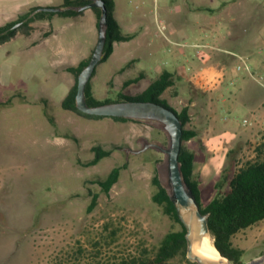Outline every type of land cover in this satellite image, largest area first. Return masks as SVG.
Instances as JSON below:
<instances>
[{"label":"rangeland","instance_id":"obj_1","mask_svg":"<svg viewBox=\"0 0 264 264\" xmlns=\"http://www.w3.org/2000/svg\"><path fill=\"white\" fill-rule=\"evenodd\" d=\"M60 1L54 0L53 5ZM114 1L125 31L128 26L121 18L126 12L138 9L146 14L152 22L147 37L155 44L140 48L133 42L117 43L112 56L97 64L89 80L99 99L115 98L119 92L139 95L159 73L170 69L169 52L179 48L166 44L154 22L155 8L159 17L166 19L169 0ZM255 2L263 0H244L243 4L249 9ZM183 8L179 1L176 9ZM44 25L52 27L53 33L35 45L31 43L37 34L17 33L0 42V264H109L152 258L163 236L181 229L151 199L155 173L163 185H169L166 154L155 147L141 150L148 142L167 147L168 133L154 120L93 119L63 109L61 101L74 83L73 74L64 67L76 64L97 42L92 7L75 17L55 14L51 26L48 21ZM164 25L168 33L165 20ZM261 29L264 33V25ZM158 41L162 45L155 48ZM221 45H225L224 39ZM238 51L231 57L233 63L239 64L238 55L248 61L247 52ZM141 72L143 77L123 88L124 80ZM242 74L244 78L236 79L232 87L250 86L264 99V75L255 72L256 80ZM185 84H179L181 96L174 98L168 90L161 98L179 107ZM45 110L55 125L48 121ZM191 114L192 121L186 126L195 128L198 135L183 143L196 153L193 175L201 182L202 202L206 204L216 193L214 184L223 168L233 172L252 158L264 142V133L241 124V117L237 128L228 132L233 137L226 152H215L213 137L223 130L217 131V122L210 126L208 120L212 116L222 120L228 112L191 110ZM95 145L112 152L97 164L87 165ZM124 162H128L127 168L121 170L110 191L103 192L95 180ZM203 168L209 175H201ZM227 187L225 184L222 191ZM89 190L98 193V199L87 212ZM232 241L243 250V264L264 257V219L235 233ZM79 249L82 252L76 255ZM167 264L198 263L177 254Z\"/></svg>","mask_w":264,"mask_h":264},{"label":"crops","instance_id":"obj_2","mask_svg":"<svg viewBox=\"0 0 264 264\" xmlns=\"http://www.w3.org/2000/svg\"><path fill=\"white\" fill-rule=\"evenodd\" d=\"M179 1L184 3L185 8L182 10L176 9V4ZM243 1L244 0H169V15L167 14L166 19L160 18L159 15L158 17L163 23L165 20L166 28L168 29V33L166 32L168 39L164 37L166 44L179 46V48L171 49L169 47V49H171V52H169L171 56V67L168 71L173 75L174 85L167 88L165 91H172V95H175L174 98L179 97V84L184 82L186 84L185 90L182 92V100H180L181 105L179 107H174L176 110H180L183 106L187 105L190 114L191 110H224L228 112L230 117L225 116L222 120L218 116L209 118L208 123L210 126L216 125L217 122V131L223 130V132H230L231 130H235L238 126V119L247 117L250 120L248 125L250 130L263 131L264 133L263 97L250 86L238 89L232 87L236 79H239L241 76L244 78L242 71L245 73L244 75L247 74V76H250L249 71L245 68L237 70L236 66L238 64L232 61L231 57L235 56V53L239 52L238 50L247 52V62L253 74L259 72L264 75V33L261 29L264 25V0L261 3L255 2L256 4L252 5L249 9L244 6ZM53 2L54 0H0V26L16 20L20 15L29 12L32 8L38 6H59L62 4L63 0L56 5H53ZM38 10L39 9L33 11L31 15ZM116 10L117 4L114 1L113 13L115 19L124 32L134 33V36L127 41H115L113 43V50L108 59L114 53L117 43L133 42L140 48L144 45L155 44L153 38L147 37L150 34V25L152 22L146 18L144 12L138 9L129 10L128 13L126 12L124 17L121 18L126 21V26H128V29L125 31L124 25L117 15ZM54 15L55 14H38L37 17H34L27 24H22L21 21L20 27L14 29L11 35L1 38L0 42L17 33L26 36L37 34V37L31 43L35 45L40 39L46 38L53 33V30L51 31L52 27L46 29L44 22L48 21L51 26ZM92 15L94 17L98 38L97 19L94 9H92ZM222 39L225 41L224 46L221 45ZM209 40L214 42H209ZM197 44H205L210 47L197 48L195 46ZM161 45L162 43L158 41L155 48ZM94 47L91 49L90 53L85 55L82 59L89 57ZM184 47H191L192 49H185ZM153 49L154 48H150V50ZM206 49L213 50L209 51ZM135 59L136 58H133L127 61L126 64ZM202 67L213 68L214 70L221 69L224 72L222 83L211 90L201 88L198 83L191 78L192 75ZM123 68L124 66L120 67L118 72ZM140 74L144 76L143 72ZM167 102L171 105L169 101ZM192 118L193 116H191V119ZM201 173L203 177L209 175L206 174L205 168L201 169ZM200 185L201 182L198 183V188L202 200Z\"/></svg>","mask_w":264,"mask_h":264},{"label":"trees","instance_id":"obj_3","mask_svg":"<svg viewBox=\"0 0 264 264\" xmlns=\"http://www.w3.org/2000/svg\"><path fill=\"white\" fill-rule=\"evenodd\" d=\"M91 1L93 0H63L62 4L58 6L62 8L60 11L38 10L31 15L33 11L40 7L32 8L29 12L20 15L16 20L0 26V39L11 35L15 29L14 25L19 21H22V24H27L34 17H37L38 14H59L65 17H75L81 14L83 10H76L73 7L82 6ZM102 1L105 3L107 9V35L100 62L108 59L113 50V43L115 41H127L134 36V33L124 32L115 19L113 13L114 1ZM92 9L96 12V24L98 27L102 11L100 7L96 6L92 7ZM90 57L91 55L80 60L76 65H67L64 67L66 71L73 74L74 83L70 86L66 95L63 97L61 107L86 118L97 119L105 116L83 113L76 105L78 74L88 64ZM94 73L95 70L91 77ZM141 77H143L142 74H139V76L123 81V88L131 83L137 82ZM173 85L174 79L172 73L168 70H163L139 95L135 97L119 92L115 98L106 97L99 99L93 94L89 81L85 88V97L87 103L91 106L113 101L140 99L153 100L175 110L181 119L183 126L182 145L179 153V164L183 180L192 189L198 203L200 204L201 212L208 214V227L215 247L219 250L221 255L227 257L234 264H243L240 261L243 250L233 244L232 237L238 231L264 219V142L256 147L255 155L252 158L245 160L233 172L227 171V167L223 168L220 177L214 184L216 193L208 203L204 204L201 200L198 181L193 175L195 152L183 143L184 141L195 138L198 135V131L195 128L186 126L191 121V114L188 110V106L186 105L180 110H176L168 104L166 99L161 98L163 92ZM44 114L48 121L52 125H55L53 117L49 115L46 110ZM111 118L115 121L141 120L127 117ZM67 137L74 136L67 135ZM91 149L94 156L88 161L87 165L97 164L103 157L110 155L112 152L111 149H104L100 145H95ZM127 166L128 162L114 166L105 177L98 178L95 182L99 184L103 192L108 193L111 187L117 182L121 170L127 168ZM151 181L154 186V191L151 195L152 201L161 207L163 213L168 215L173 221L178 222L181 229L167 232L161 239L152 258H141L139 260L136 258L132 260L123 259L119 262H111L109 264H167L168 260L177 254L183 256L187 255V241L185 237L186 228L181 222L177 209L170 198V184L168 186L163 185L159 180L157 173L153 175ZM225 184H227L228 187L222 191ZM89 195L90 201L86 207L87 212L94 209L98 199V193H92L89 190ZM81 252L82 250L79 249L76 255H78V253L81 254Z\"/></svg>","mask_w":264,"mask_h":264},{"label":"water","instance_id":"obj_4","mask_svg":"<svg viewBox=\"0 0 264 264\" xmlns=\"http://www.w3.org/2000/svg\"><path fill=\"white\" fill-rule=\"evenodd\" d=\"M100 7L101 16L98 23V38L94 50L91 54L88 64L80 71L77 79V108L86 114L110 116V117H127L135 119H147L161 122L169 136V145L167 147L156 143L148 142L141 150L148 147H155L164 152L167 156L168 181L170 184V198L174 203L178 216L186 228L187 257L198 264H212L201 258L193 250L194 240L201 239L205 233L210 234L208 227V214L201 212L192 189L183 180L180 164L179 153L182 145L183 126L175 110L165 106L162 103L153 100H123L102 103L98 105H89L85 97V88L91 78L97 64L102 59L103 50L106 43L107 28V9L102 0H93L82 6L73 7L76 10H83L88 7ZM58 6H42L39 10L60 11ZM21 21L15 24L19 25ZM136 150L135 152H139ZM225 257V256H224ZM227 258V257H226ZM228 259V258H227ZM229 263L231 261L228 259ZM247 264H264L262 257L251 261Z\"/></svg>","mask_w":264,"mask_h":264},{"label":"built area","instance_id":"obj_5","mask_svg":"<svg viewBox=\"0 0 264 264\" xmlns=\"http://www.w3.org/2000/svg\"><path fill=\"white\" fill-rule=\"evenodd\" d=\"M154 17H155L156 26H157V29H158L160 35H162L163 37L168 39V36L166 35V32H165V25H164L163 21H161L160 18L158 17V14L156 12V8H155ZM195 46L197 48L210 47V46L205 45V44H197ZM238 59H239V64L236 66V69L240 70L242 68H245L247 71H249L251 76H253L256 80H259L251 72L250 66H249L246 58H244L242 55H238ZM223 77H224V72L221 69L214 70L213 68L202 67L192 75L191 79L196 81V83H198V85L201 88L211 90V89L216 88L218 85H220L222 83ZM249 123H250L249 118H247V117L242 118L241 124L249 125ZM232 137L233 136L229 135L228 132H221V133L217 134L215 137H213L214 140L212 142V147L215 149V152L222 151V150L226 152L227 145L230 142V140L232 139ZM1 182H2V168L0 166V185H1Z\"/></svg>","mask_w":264,"mask_h":264},{"label":"bare ground","instance_id":"obj_6","mask_svg":"<svg viewBox=\"0 0 264 264\" xmlns=\"http://www.w3.org/2000/svg\"><path fill=\"white\" fill-rule=\"evenodd\" d=\"M193 250L201 258L212 264H228L226 257L221 255L219 250L215 247L210 234L205 233L201 239L194 240ZM264 260V257H262Z\"/></svg>","mask_w":264,"mask_h":264}]
</instances>
